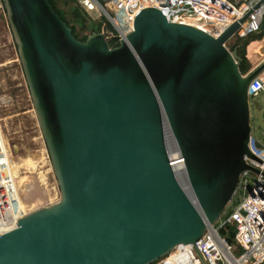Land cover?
Wrapping results in <instances>:
<instances>
[{"label":"water","instance_id":"95a60500","mask_svg":"<svg viewBox=\"0 0 264 264\" xmlns=\"http://www.w3.org/2000/svg\"><path fill=\"white\" fill-rule=\"evenodd\" d=\"M0 1L59 189L0 236V264H153L215 226L243 172L264 177L248 163L264 60L242 75L226 46L250 13L214 38L146 8L109 48L48 0Z\"/></svg>","mask_w":264,"mask_h":264},{"label":"built area","instance_id":"2783aa9c","mask_svg":"<svg viewBox=\"0 0 264 264\" xmlns=\"http://www.w3.org/2000/svg\"><path fill=\"white\" fill-rule=\"evenodd\" d=\"M89 18L100 24L109 48L133 29L137 14L158 9L167 21L196 27L217 38L235 21L250 13L237 34L245 36L260 29L264 0H76ZM254 83H257L254 86ZM28 90V88H27ZM264 93V72L248 88V97ZM0 132L2 134L1 126ZM3 136V135H2ZM0 135V236L12 231L28 212L54 202L21 207L17 184L9 173V154ZM252 140V151L263 164L248 163L264 173V142ZM15 177V176H14ZM16 180V177H15ZM226 225L235 228L234 243L220 237ZM241 249L242 251H239ZM153 264H264V177L247 170L241 175L233 200L214 227L208 228L193 245H179Z\"/></svg>","mask_w":264,"mask_h":264},{"label":"rangeland","instance_id":"374dc122","mask_svg":"<svg viewBox=\"0 0 264 264\" xmlns=\"http://www.w3.org/2000/svg\"><path fill=\"white\" fill-rule=\"evenodd\" d=\"M258 43L261 45L258 47L257 53H255V50L253 52V49ZM263 43L264 38L260 41L252 42L246 48V57L251 63L252 69L264 60ZM249 102L251 138L263 143L264 93H261L257 99H250ZM254 103L258 104V110L254 108ZM0 126L10 162L15 168L13 169V172L17 184L19 185L20 197L23 199L31 189L30 186L32 184V186H34L35 179L30 176L35 174L38 176L36 181L40 180V182H38L39 186L45 191V202L57 201L59 198V189L52 171L45 143L32 109L30 95L18 60L17 49L1 1ZM41 179H43V181H41ZM35 204V202H31L30 204H24L23 206L27 210L28 207L30 209L34 208L32 206Z\"/></svg>","mask_w":264,"mask_h":264},{"label":"trees","instance_id":"16d2710c","mask_svg":"<svg viewBox=\"0 0 264 264\" xmlns=\"http://www.w3.org/2000/svg\"><path fill=\"white\" fill-rule=\"evenodd\" d=\"M54 11L72 30L73 36L80 40L85 39L92 33L100 32V24L93 22L83 8L76 0H48ZM5 12V11H4ZM264 38V32L257 30L248 33L245 36L236 34L228 43L229 51H235L237 56L241 58L239 71L242 75H246L252 65L246 57V48L252 43L260 41ZM220 237L224 238L228 243H234L235 228L233 225H226L218 231ZM239 251H242L239 249Z\"/></svg>","mask_w":264,"mask_h":264},{"label":"bare ground","instance_id":"6f19581e","mask_svg":"<svg viewBox=\"0 0 264 264\" xmlns=\"http://www.w3.org/2000/svg\"><path fill=\"white\" fill-rule=\"evenodd\" d=\"M264 44V43H263ZM261 44L260 43H258L256 46H255V48L253 49V52H254V50H255V53H257V50H258V47L260 46ZM259 50H260V48H259ZM257 85V83H254V86H256ZM0 135L2 136V134H1V132H0ZM2 141H3V143H4V145L6 146V144H5V141H4V139H3V136H2ZM251 147H252V140H251ZM42 157V156H41ZM26 162V161H25ZM27 165V164H26ZM29 166V165H28ZM13 169H15L14 168V166L11 164V162H9V173H11V175L13 176V178H14V182H15V184H17V181L15 180V174H14V172H13ZM30 177H32L33 179H35V184H34V186H30V190L28 191V193H27V195L22 199L21 197H20V203L22 202V204H21V207L23 208V205L24 204H30L31 202H35V203H37V205H42L44 202H45V200H46V196H45V191L42 189V187L41 186H39V183L38 182H40V180L39 181H36L37 180V178H38V176L37 175H35V174H33L32 176H30ZM41 181H43V179H41ZM33 182V183H34ZM30 183V182H29ZM22 186V185H21ZM26 187V186H25ZM16 189H17V193L19 194V191H20V189H19V185L17 184V187H16ZM57 191V190H56ZM37 195V196H36ZM39 195V196H38ZM48 198V197H47ZM49 202V201H48ZM24 203V204H23Z\"/></svg>","mask_w":264,"mask_h":264}]
</instances>
